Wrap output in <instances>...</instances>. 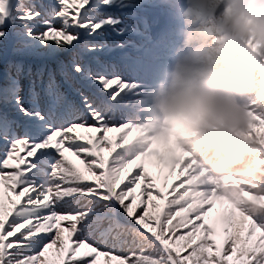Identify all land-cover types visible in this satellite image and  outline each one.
<instances>
[{
	"label": "snow or ice",
	"instance_id": "obj_1",
	"mask_svg": "<svg viewBox=\"0 0 264 264\" xmlns=\"http://www.w3.org/2000/svg\"><path fill=\"white\" fill-rule=\"evenodd\" d=\"M172 25L163 0H0V52L20 58L0 80V264H264V193L245 190L218 238L219 190L189 184L192 158L161 186L152 153L127 150ZM246 116L264 126V103Z\"/></svg>",
	"mask_w": 264,
	"mask_h": 264
},
{
	"label": "clouds",
	"instance_id": "obj_2",
	"mask_svg": "<svg viewBox=\"0 0 264 264\" xmlns=\"http://www.w3.org/2000/svg\"><path fill=\"white\" fill-rule=\"evenodd\" d=\"M163 2L180 41L153 92L149 124L186 149L205 144L227 172L257 148L238 134L248 101L264 103V57L246 43L264 44V0ZM244 175L255 183L264 172L253 166Z\"/></svg>",
	"mask_w": 264,
	"mask_h": 264
},
{
	"label": "rangeland",
	"instance_id": "obj_3",
	"mask_svg": "<svg viewBox=\"0 0 264 264\" xmlns=\"http://www.w3.org/2000/svg\"><path fill=\"white\" fill-rule=\"evenodd\" d=\"M132 10V9H131ZM134 11H142L152 12V9H144L139 10L137 7ZM152 14V13H151ZM173 17V25H172V34L173 35V43L170 50L169 57L167 61L160 68L161 78H164L165 71L170 63L172 56L175 53V50L179 44L180 38L177 34V20L175 19L174 13H172ZM120 39H128V40H136L137 37L133 35H128L126 37H120ZM115 39V40H120ZM247 46L253 49L259 56L263 57L264 54V44H260L255 40H249L246 42ZM258 43V45H257ZM2 63L3 65L9 63L13 59L17 60L16 56L12 53L9 48L7 51L2 52ZM30 64L37 65V68L40 67L41 62H33L28 61ZM7 71L6 68L0 66V80H2L4 73ZM161 79V80H162ZM160 80V81H161ZM157 85H151L140 104L138 105V116H143L141 121L136 122V127H141L144 131L151 130L143 138L138 139V141H143V144L139 148L140 153L151 152L145 160L144 163L149 168V171L152 175H155L159 178L161 186L164 185L166 177H168L170 172L169 162L174 159H193V164L191 165L192 175L189 179V184L194 187V189H198L202 185H213L216 189L219 190V195L215 197V202L213 206L209 209V219L208 223L216 228L218 238H222L223 229L225 226L226 219L230 211L233 210L237 203H240L246 199L248 196L246 195V191L248 193L256 192V193H264L260 191L254 190V186L257 183H252L243 173L236 172L237 174L226 173L225 175H220L219 172L216 171V167L212 163L204 162L203 157L195 155V148L186 149L179 142L175 141L173 138L167 136L163 132L155 131L149 124L150 120V108H151V98L153 92ZM255 131V138L252 136V132ZM240 138L243 140L254 144L257 146L258 143H264V126L258 125L255 128H252L250 124H247L246 129H243L238 134ZM206 150L208 147L205 144ZM130 153H134L132 149H127ZM248 153V152H247ZM250 154L259 155V149L256 148L255 151L250 152ZM162 159L164 160L162 162ZM244 161L247 160V156H243ZM261 162L260 165L264 164ZM139 169H134V171H138ZM177 174L179 173V168L176 169ZM134 174V173H133ZM184 174H187L185 172ZM246 177V178H245ZM169 185V192L171 191V187H174L178 180L169 179L167 180ZM170 198V197H169ZM258 203L264 205V199H259ZM238 229L242 227L239 221H237ZM246 236V231L244 232ZM50 259H55V250H50L49 253ZM101 264H103V258H101Z\"/></svg>",
	"mask_w": 264,
	"mask_h": 264
},
{
	"label": "trees",
	"instance_id": "obj_4",
	"mask_svg": "<svg viewBox=\"0 0 264 264\" xmlns=\"http://www.w3.org/2000/svg\"><path fill=\"white\" fill-rule=\"evenodd\" d=\"M132 10H135V9H132ZM152 12H145V11H142L141 12V15H147V18L149 20V23H153V16L151 14ZM175 15V14H174ZM125 19H129L131 20V17H125ZM176 33H173L172 35H175ZM114 39H120V37H114ZM258 45V43H257ZM2 56H3V53L0 52V66L1 67H4L6 69H8V64H5L3 65L2 64ZM263 57H264V54H263ZM17 60H19L20 58L19 57H16ZM15 59H13L12 61H14ZM29 59H26L24 62L27 65H31L32 68H33V71H35L37 69V65L35 64H30L28 63ZM11 62V61H10ZM35 62H39V61H35ZM51 67L57 71V74H58V79H60L59 77V73H58V69L56 68V65H51ZM161 73H160V70L159 72L157 73V76L153 82V85H158V83L160 82L161 80ZM23 83L25 85H27V80H24ZM249 102V101H248ZM143 119V116H136V122L138 121H141ZM144 120V119H143ZM195 155L197 156V158H199V156L203 157L202 159H204V162L206 163H212L215 167H216V171L220 173V175H225L226 173H232V174H237L236 172H239V173H245L247 170H249V168L251 167H256L258 169H260L261 172H264V164L263 165H260L261 162H263V160H261V158L259 157V155H254V154H250V152H246L244 153V155L247 156V160L244 161L243 164L241 165H238L236 167H233V168H230L227 170V172H220L217 170V166L220 164V160L218 159H213L212 158V153L209 151V150H206V147L204 145H199V147H197L195 149ZM246 178V177H245ZM256 183L257 185L254 186V190L256 191H260V192H264V176H257V180H256ZM171 198V196H170ZM238 228V227H237ZM227 247V245H225V248Z\"/></svg>",
	"mask_w": 264,
	"mask_h": 264
},
{
	"label": "bare ground",
	"instance_id": "obj_5",
	"mask_svg": "<svg viewBox=\"0 0 264 264\" xmlns=\"http://www.w3.org/2000/svg\"><path fill=\"white\" fill-rule=\"evenodd\" d=\"M151 130L144 131L141 127H135L132 132L130 133V139L128 141V148L132 149L134 151L133 154L139 152V148L143 144V141H138V139H141ZM118 135L117 133H112L110 136ZM134 141V143H133ZM140 153V152H139Z\"/></svg>",
	"mask_w": 264,
	"mask_h": 264
}]
</instances>
